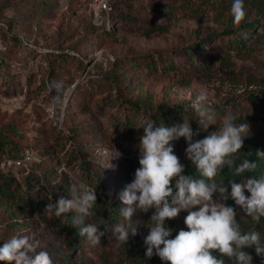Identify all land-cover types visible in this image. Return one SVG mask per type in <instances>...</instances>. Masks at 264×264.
<instances>
[{
  "label": "rangeland",
  "instance_id": "obj_1",
  "mask_svg": "<svg viewBox=\"0 0 264 264\" xmlns=\"http://www.w3.org/2000/svg\"><path fill=\"white\" fill-rule=\"evenodd\" d=\"M169 1L172 6H156L157 0H107L105 9L104 0H0V130L10 140L2 158L9 155L10 148L21 156L26 152L34 156L32 149L40 151L42 172L59 181L62 174L70 176L74 185L83 182L91 187L79 165L64 162L61 149H72L76 144L97 166L92 171L102 172L106 192L116 195L114 180L120 169L127 167H121L125 150L135 149L140 132L127 131L121 125L122 109L112 107L114 102L122 103L121 107L139 102L144 110L180 105L193 111L191 103L205 95L204 105L215 114L210 123L221 125L232 115L249 126L263 125V31L256 33L262 36L256 44L222 51L209 72L166 73L134 63L140 56L151 55L159 58L157 66L163 68L168 63L162 58L169 60L179 50L233 23L232 0H163ZM244 5V19L264 16V0H244ZM120 11L130 12L132 18L114 21ZM151 25H162V29L145 34ZM100 27H112L111 34L97 30ZM219 43L208 48H220ZM59 52L76 59L55 64L56 59L48 54ZM112 74H117L126 88L117 86L110 92L93 85ZM55 126L62 130L60 136ZM92 126L97 134L73 135L76 129L93 131ZM112 145L122 154L119 159H111ZM186 147L180 153L182 164L187 160ZM41 186L42 191L36 189L42 198H52L53 179L42 180ZM245 195L250 193L245 190ZM25 198L22 192L12 199L0 195V243L18 234L38 242L37 251L57 248L62 255L70 254L69 246L55 236L57 219L49 218L48 213L38 214L27 206ZM213 200L228 206L217 193H213ZM233 204L237 220L245 219L241 206ZM184 212L170 223V238L182 229ZM121 223L127 222L120 219L116 225ZM146 225L136 224L138 242H132L130 236L127 245L114 237V226L100 229L104 235L98 244L91 245L84 238L80 254L74 252L67 263L57 259L55 264H165L156 255L150 259L145 256ZM243 250L253 256L252 264H261L254 248ZM226 264L231 262L226 260Z\"/></svg>",
  "mask_w": 264,
  "mask_h": 264
},
{
  "label": "clouds",
  "instance_id": "obj_2",
  "mask_svg": "<svg viewBox=\"0 0 264 264\" xmlns=\"http://www.w3.org/2000/svg\"><path fill=\"white\" fill-rule=\"evenodd\" d=\"M230 14L233 23L239 24L245 17L244 0H232ZM205 95H199L191 103L193 111L199 113V127L194 131L192 121L184 120L168 127L151 121L143 127L139 138V165L133 180L119 194V199L127 207L117 208L119 215L127 222L112 228L114 237L126 244L130 236L137 235V228L131 217L139 209L148 212L154 209L148 224L149 232L144 237L147 258L158 256L165 264H252L253 256L243 249L254 248L256 256L264 264V238L257 230L243 231L237 220V213L231 206L214 201L213 193L218 192L222 200L228 199V190L215 177L227 167L235 176L253 172L256 162L246 159L235 164L236 156L243 147L249 125L237 123L235 116L224 118L218 130L210 132L203 139H194L200 131H207L214 122V111L204 105ZM184 138L187 147L186 158L191 161L199 178L183 175L185 165L174 153L170 142ZM111 159H119L121 153L112 145ZM264 158V153L257 152ZM109 167H113L110 164ZM241 183L231 182V198L244 210L248 217L259 223L264 218V178L247 176ZM174 182V186H173ZM245 190L250 193L245 195ZM70 199L60 197L49 203L45 211L49 218H60L72 213L71 226L79 229L91 245L100 242L104 233L92 223H86L96 204V189L81 182L71 185ZM51 199V197H49ZM199 206L198 210H193ZM184 210L187 215L184 224L174 238L166 220L176 218ZM38 242L27 236L13 235L0 243V264H53L47 251H37Z\"/></svg>",
  "mask_w": 264,
  "mask_h": 264
},
{
  "label": "trees",
  "instance_id": "obj_3",
  "mask_svg": "<svg viewBox=\"0 0 264 264\" xmlns=\"http://www.w3.org/2000/svg\"><path fill=\"white\" fill-rule=\"evenodd\" d=\"M152 1V0H151ZM163 4H171L169 2H163V0H157L156 6ZM175 6V5H174ZM120 17V18H119ZM130 12L120 11L114 18V21H127L131 19ZM162 25H151L147 27L144 32L147 35L157 33L161 31ZM112 27H100L97 30L103 31L107 35L111 34L110 29ZM263 31L264 32V16H256L246 19H243L239 24H229L227 25L220 33L214 32L212 35H209L204 40H198L191 44L190 46L179 50L177 56L171 55L170 59L162 58L164 63H168L164 65L163 68H159L157 65L159 58H155L151 55H143L134 60V63L137 66H147L150 70H158L161 69L162 72L166 71V73H175L182 71H187L189 74L198 73V72H209L214 67V62L220 59V53L232 50H240L242 47L250 44H256L261 39L262 36H258L256 33ZM220 42L219 47L211 50L208 46L215 43ZM205 52H208L206 55ZM203 53L205 55H203ZM50 58L56 59L55 64L61 62H68L72 59L75 60V56L70 55L69 53L59 52V53H51ZM181 57V61H178L177 58ZM141 60V62H140ZM160 70V71H161ZM116 71H118L116 69ZM181 72V73H182ZM192 75V74H191ZM102 81L98 84L93 83V85H97V87H102L104 91L113 92L117 86H121L119 76L117 74L105 75ZM122 103L114 102L111 104L112 107H119L118 109H122L120 117H123L121 125L127 130L138 129L140 132L139 138L144 134V129L141 126H144L148 122L156 121L157 125L163 124L165 126L171 127L177 123H182L183 119L192 121V128L195 131L198 127L199 115L194 112L186 109L184 106L176 105V106H163L156 110H147L142 109V104L139 102L136 103H128V106L121 107ZM237 123H243L237 121ZM221 125L212 124L209 126L207 131L201 130L200 135L194 139H203L210 132L218 130ZM93 127V126H92ZM55 126L54 130L60 136L62 134L61 129H57ZM73 135L83 136L87 134H97L96 129L93 127V131L83 132L81 129L73 130ZM138 138V139H139ZM137 139V143L135 149L132 151L125 150L126 156L123 159L121 167H124V164L127 166L125 169H120L117 178L114 180L118 190L116 191V195H110L109 192H106V187L102 184V172H94L92 171L93 167H97L92 160L88 159V155H86V151L74 144L72 149H67L65 146L61 149L65 158L64 162L68 165L71 163H75L79 165L82 172L85 174L86 179L91 185V189H96L97 201L94 204L91 215L86 218V223L95 224L98 227V230L109 228L115 226L117 222L123 219L119 212L116 210L117 208L127 207L123 205L119 199V194L125 189V186L130 183L135 174V170L140 167L139 165V140ZM173 146L174 153L178 156L181 161L180 153L187 146V143L184 138H180L178 140H174L170 142ZM10 140L7 138L6 134L0 130V195L6 197L7 199H12L16 195L19 196V193L22 192V197L25 198V203L29 208L35 210L38 214L44 215L47 212L45 211L46 206L49 203H55L60 197H64L66 199H70L71 197L68 195V190L71 185H74L72 178L70 176H60V181L52 176L51 173L46 174V172H42V166L44 161L42 160V152L35 151L33 161L27 166H17L16 161L23 158L21 154L17 155L14 151V148H10L9 155L6 158H2L4 154H6L7 146H9ZM53 146V145H52ZM47 148V154L51 152V148ZM257 152L264 153V124L261 126H249L248 133L244 137L243 147L239 151V153L234 154L236 156L235 164L239 165L243 162L244 159L250 162H256L257 168L253 172H246L241 176H235L233 174V170L225 167L221 173H219L215 177L216 183H222L223 186L228 190V199L224 200L228 206L234 207V200L231 198V182L241 183L243 178L247 176H255L257 178H264V158H260L257 156ZM45 155V154H44ZM182 163V161H181ZM185 169L182 173L183 175H192L194 178H199V173L196 172L195 167L192 165L191 161L188 159L184 163ZM53 177V178H52ZM54 181V194L51 199L42 198V180L44 181ZM63 181V182H62ZM174 186V182H173ZM39 188V191L37 189ZM104 193V194H103ZM218 196L220 194L216 192ZM48 197V196H47ZM233 205V206H232ZM154 209H149L148 212H143L137 209L133 216L131 217L132 223L136 226V224L147 223L146 229L148 230V224L150 221V217L154 211ZM193 210H198L196 207ZM187 211L184 212V218L187 215ZM72 213L64 214L60 218H57L55 225L59 227L56 231V235L58 236L67 246H69V253L62 255L58 253L57 248L50 249L47 251L50 257L53 260V264H55L56 260L61 261L62 263H67L70 260V256L72 253L77 252L81 253L82 240L85 237L79 235V229H74L70 225L71 223ZM184 218L181 219L183 227L182 229L187 230L186 225L184 224ZM175 218L166 220L167 226L170 228V223H173ZM138 222V223H137ZM238 222L241 224V228L243 231L248 230H257L261 233L262 238H264V218H261L259 223L254 222L250 217L246 216L245 219H240ZM139 226L136 228L138 229ZM145 229V227H144ZM138 234L132 237L134 243L138 242ZM55 250V251H54ZM57 250V251H56ZM58 254L59 258L55 256ZM62 255V256H61Z\"/></svg>",
  "mask_w": 264,
  "mask_h": 264
},
{
  "label": "built area",
  "instance_id": "obj_4",
  "mask_svg": "<svg viewBox=\"0 0 264 264\" xmlns=\"http://www.w3.org/2000/svg\"><path fill=\"white\" fill-rule=\"evenodd\" d=\"M103 7L105 9L108 8L107 0H104ZM33 157L34 156L30 152H26V153L23 154V158L20 159V160H17L15 163H16L17 166H22L23 165V166L27 167L33 161Z\"/></svg>",
  "mask_w": 264,
  "mask_h": 264
}]
</instances>
